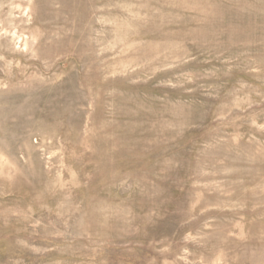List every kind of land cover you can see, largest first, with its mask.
<instances>
[{
	"label": "rangeland",
	"instance_id": "rangeland-1",
	"mask_svg": "<svg viewBox=\"0 0 264 264\" xmlns=\"http://www.w3.org/2000/svg\"><path fill=\"white\" fill-rule=\"evenodd\" d=\"M0 264H264V0H0Z\"/></svg>",
	"mask_w": 264,
	"mask_h": 264
}]
</instances>
